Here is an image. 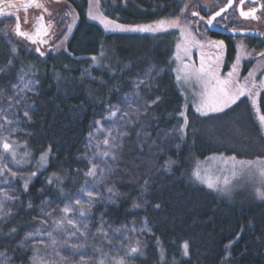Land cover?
<instances>
[{"label": "trees", "instance_id": "1", "mask_svg": "<svg viewBox=\"0 0 264 264\" xmlns=\"http://www.w3.org/2000/svg\"><path fill=\"white\" fill-rule=\"evenodd\" d=\"M68 2L77 23L66 50L40 56L0 32V90H9L23 62L33 65L36 90L28 96L29 116L19 111L21 138L35 158L48 150L46 168L26 191L20 190L14 211L0 223L5 234L0 235V252L16 264L29 263L30 251H22L17 243L41 205L59 196L49 176L67 174L64 187L77 186L79 175L89 168L86 145L95 122L105 118L109 106L121 107L132 81L154 67L161 72L153 75L149 88L141 90L154 103L126 128L120 158L105 183L119 195L107 205L104 217L115 224L142 218L148 222L147 255L138 264H222L229 242L232 264H264V201L241 207L186 177L196 157H264V134L250 99L243 97L228 109L208 115L188 106L185 126L184 99L173 73L177 32H106L89 19V0ZM100 8L119 23L151 24L178 17L184 0H100ZM103 46L112 47L114 53L96 66L92 57ZM235 54L234 47L227 48L226 66ZM259 101L264 114V94ZM137 203L141 207H134Z\"/></svg>", "mask_w": 264, "mask_h": 264}, {"label": "rangeland", "instance_id": "2", "mask_svg": "<svg viewBox=\"0 0 264 264\" xmlns=\"http://www.w3.org/2000/svg\"><path fill=\"white\" fill-rule=\"evenodd\" d=\"M184 1H185L184 7L185 5H187V9L183 12V14H180L178 16L181 25H186L188 24L189 21L193 22V19L190 16L191 10L189 9V3L191 2V0H184ZM53 3H55V1ZM90 3H93V0H89L88 12L90 8ZM43 6L44 9H47L46 11L47 14L52 20H54L56 24L55 26L57 27L56 35L51 36V40L53 41L51 43L52 47L50 48V50L48 49V52L46 54H53V53L55 54V52L57 51L66 50L67 42L69 41L72 32L74 30V26L77 23V15L75 11L72 9L70 4L64 2H60L59 4L57 3V4L46 5V6L43 5ZM93 11L95 12L96 9L93 8ZM99 12L102 13L100 4H99ZM89 19L95 22V24L99 25L106 32H113V33L140 32V31H120V30L112 31L109 29H105L104 25L101 24L98 20H93L90 17ZM109 20H113V19H109ZM113 21H115L116 24L124 25L126 27L156 24V23H151V24L148 23V24L132 25V24L119 23L116 20ZM11 27L12 26L10 24L5 23L2 32L5 35V37H7L9 41L12 43L14 42L13 41L14 38L10 34ZM69 29H71V31H68ZM191 29H193L192 25H191ZM167 30L176 31L178 34L177 44L181 42L179 29L168 28ZM159 32H163V31L141 32V33L157 34ZM192 32L194 35H196V33H194L193 30ZM65 36H67V39H64ZM197 39H201V37L197 36ZM202 40L207 42L213 39L207 40L206 38H202ZM101 52L103 53V55H101ZM101 52L99 55L93 56L96 57L98 61V63L93 61L94 65L96 66H100V64L106 62L109 55L111 56V54L114 53L113 48L110 46H103ZM173 52H174L173 60L175 67L173 73H175V77H177L176 69L180 66V61H177L175 59L177 52L176 47H175V51ZM200 52L201 49L195 47L192 48L190 54L191 59L189 60L185 58L184 62L194 64L198 68L200 66ZM203 52L205 54L206 62L214 61L216 56L220 54L219 49L209 46L207 45V43L205 44ZM238 54L240 55V52H238ZM237 55L235 56V59ZM181 56H183V52H181ZM240 57H241L240 69H239L240 76L244 77L247 75V71L255 69L257 82H259L261 79H264V57L257 59L253 57L254 63L249 64L247 66L244 64L245 58L241 55ZM112 58H114V56ZM225 59L226 56H225V51L223 49V58L221 60V67H220V76L222 78L225 77L227 72L231 70V66L235 62L234 60L232 64L226 66ZM33 70L34 69L32 64L23 62V67L20 69L17 75V79L10 86L9 90L5 92L0 90V111L4 109H14L15 115L13 116L12 112L9 111V117L19 121V123L15 125L16 131L13 132L8 137V141L9 143L13 144L17 152L16 159L23 161L22 163L17 164L14 160H12L10 154L4 153L2 150H0V157H3L2 163L3 165H6V168L3 170L2 174H0V205H2V207H0V223L5 222L7 219H9L8 217H10V215L14 211L12 207L14 205L15 200H17V197L21 193L20 190L26 191L24 189V183L27 182V184L29 185V183L32 180H34L35 177L43 169H45L48 164V157H47L48 150L43 154H41L40 156L38 155L37 158H35L33 157V153L30 150L28 144L21 138V134L24 131L21 125L19 111H21V115H23L25 110L27 111L30 110L27 100H28V96L35 92L36 84L32 86V90L21 92L20 95H16V93L19 92V88L16 89L13 88V86L18 83L21 72L25 74V79L36 81L34 78ZM160 72L161 70L156 69L154 67L149 68L144 75L132 81V85H131L132 90L126 96H124V97H128V96L133 97V100L131 101L132 106L131 108H129L124 98L123 104L121 105V107L119 106V108L121 109V111H128L130 113H133V115L130 117L133 123L125 126L124 123L119 120L121 113L118 112L116 122L114 123L109 122L105 120V118H103V120L101 121L103 127L105 129L117 128L120 129V131L126 132V128L134 124L137 121L138 117L143 113H145V111L148 109L147 107V109L145 110L144 105L147 104L150 107L153 104V101L147 100L143 96V94H141V90L143 88H149L152 84L151 82L154 77L153 75L159 74ZM141 80H143L144 83L140 84L139 87H137V83ZM176 82L184 99V107L182 112L184 113L183 117L185 119L186 116L185 114L188 106H191L196 112L195 109L200 104L199 93L201 91V88L199 84L196 83L186 84L182 80L178 81L177 78H176ZM262 94H264V92H262L261 95ZM21 96L24 97L23 100H21ZM260 97L258 98V105H259L260 113L263 114L259 101ZM242 98L243 97H241V99ZM17 101H20V103H17ZM137 108H139V111L141 113L138 117L135 115ZM228 108H225V110ZM253 111L264 134V126H262L259 121L258 113L255 107H253ZM215 113H219V112H215ZM215 113L210 112L209 114H215ZM108 114L109 113H107L106 116H108ZM0 123H4V121L0 120ZM96 129H97V125L96 128L93 129L94 131L92 133L95 134L96 139L102 141L104 138V133L97 132ZM5 135L8 134L5 133ZM86 150H87V159H88L93 155L95 151L94 147L89 146V140L86 145ZM45 154H46V159L45 161L41 162L40 157ZM230 157H235L237 162L264 161V157L261 156L257 158L243 159L228 154H213V155H208L206 158L203 159L196 157L195 159H193L189 170H187L188 172H186V177L190 181L198 185L204 186L207 189L213 191L214 193L219 195L220 198L230 203H235L241 207L248 206L249 204L255 202L264 201V199H261L257 195V189L264 191V185H261L258 179L249 176L246 171H241L239 164H237L235 169H233L232 167L233 162L229 160ZM225 160L228 161L227 165H225L222 162ZM197 166L200 167L202 175H206L212 178L214 182L218 177L219 178L218 187L220 188H223L224 177H227L229 179L228 190L226 192L216 191L214 189L208 188L206 184L201 183L199 180H197L193 175L194 171L197 169ZM13 171L17 173L15 177L11 175V172ZM87 171L81 172V174L79 175L77 186L71 189L70 188L67 189L64 187L65 181L70 177L69 175L52 174L51 176H49L48 181L49 183H51V185H54L57 188L59 192V196L53 200L48 199L41 205L38 216L33 218L28 230L24 233L23 238L19 243H17V247L20 248L22 251H30L31 255L28 264H33L34 256H38L39 258H41L44 261V264H116V261L120 259L124 261V264H138L137 260L139 261V259L146 258L147 241L145 239V236L147 234H151L150 233L151 230L148 225V222H146L144 218H142L141 221L137 223L135 221H130L125 224H115L107 221L106 218L104 217L105 209L107 205L112 204L113 202H115V200L114 201L105 200L98 202L94 207L91 208L90 212L87 203H85L83 205L85 210V216L79 217L78 212L75 211V209H78L81 206L75 205L74 200L80 197L81 190L84 189L86 185H91L93 183V178L86 176ZM233 171L236 172L235 176L232 175ZM33 172L36 173L35 176L31 175V173ZM106 188H108V186H106L105 184L99 187V191L103 193L105 196L110 195L106 193L105 191ZM116 198H118V196H116L115 199ZM67 205H71L74 210L68 214H65L63 213L62 210ZM99 206H103V209L101 211L98 209ZM102 214L104 221H106L104 227H105V231L107 232V235H105L103 232L98 231ZM69 218L75 219L78 224H80V222L83 220L89 221L87 230H85L82 226L79 228H73L72 225L68 223ZM61 220H63V224L58 227L57 222ZM117 228L121 229V231L119 233H114V230ZM1 229L2 227L0 224V235H5L4 232L1 231ZM141 229L144 230L142 231ZM49 232L52 233L53 238L56 240L55 245H52L51 240L47 235V233ZM29 234H31L32 236V242L30 244L26 243L25 241V237L28 236ZM137 241H139L138 245H137ZM74 245H79V247H73ZM231 245L232 242H229L225 246V256L222 264H232L231 262H229ZM132 247H138L139 250L136 253H132L131 252ZM0 260L5 261L6 264H16L11 260V257L7 255L5 252H0Z\"/></svg>", "mask_w": 264, "mask_h": 264}, {"label": "snow or ice", "instance_id": "3", "mask_svg": "<svg viewBox=\"0 0 264 264\" xmlns=\"http://www.w3.org/2000/svg\"><path fill=\"white\" fill-rule=\"evenodd\" d=\"M240 3L243 4L244 0H240ZM99 4L100 0H93V3H90V8L88 12V16L93 20H98L101 24L104 25L105 29H109L112 31L120 30V31H140V32H157V31H167L168 28H177L180 31L181 42L177 44V52L175 59L180 61V66L176 69L177 72V80L183 81L186 84L196 83L200 85L201 91L199 93L200 96V104L196 107V112L200 113L201 115H208L210 112H222L225 108L231 107L232 105L236 104L237 101L241 99V97H248L251 101L253 107L256 108L258 113V118L262 126H264V114L260 113L259 105H258V98L260 97L261 93L264 92V79H261L259 82L256 80V70L248 71L247 75L243 78L240 77L239 69H240V62L241 57L238 54L235 62L231 66V70L227 72L225 77L220 76V67H221V60L223 58V49L225 48L224 41L217 40V41H203L202 39H197V36L193 34L191 25L192 21H189L186 25H181L179 17L176 19L171 20H161L156 22L155 25H138L135 27H126L124 25L116 24L115 21L109 20L106 16H103L102 13L99 12ZM35 5L37 8H43L44 6L40 3H37V0H30V3L24 4L23 7L27 9ZM12 7H17V5H12ZM264 7V6H262ZM93 8L96 11H93ZM187 9V5H185L184 9H181V14ZM47 11V9H45ZM220 11L215 12L209 16L206 21V27H214V21H216V17L221 15ZM256 12L255 8H252L250 11L245 12L241 10V15L244 17H253L255 18L254 14ZM0 15H3V7L0 6ZM193 16L199 18L200 21L204 20L203 16H200L199 12H192ZM16 33L20 36H25L28 39L32 40L33 43H37L38 41L30 36L28 33L21 31V26L19 23V19L17 18L16 23ZM46 34L47 29L43 26V16L39 17L37 20L36 26V33L39 35L41 32ZM68 31H71L69 29ZM235 31V30H233ZM67 39V36L64 37ZM215 47L220 50V54H218L214 61H207L205 60V54L203 49L205 44ZM199 48L201 49L200 52V66L197 68L194 64L185 63L184 59H191V50L192 48ZM39 52V48H37ZM181 52H183V56H181ZM40 55H44V53H40ZM103 55V53H101ZM261 57H264V52L259 54ZM94 62H97L96 57L92 58ZM37 82L25 79V74L23 72L20 73V79L16 85L13 86L14 89L19 88V92L16 95H20L21 92L30 91L32 90V86H34ZM144 81L141 80L137 83V87L140 84H143ZM24 97L21 96V100ZM133 100L132 96L125 97V101L129 108H131L132 104L131 101ZM20 103V101H17ZM154 103V102H153ZM149 107V105L145 104V110ZM9 111L12 112L13 116L15 115L14 109H4L0 111V120L4 121V123H0V150L4 153L10 154L12 160H14L17 164L22 163V160H18L17 152L12 143H9L8 137L16 131L15 125L19 123L18 120L9 117ZM120 112L119 120L124 123L125 126L128 124L133 123L130 117L133 113L128 111H121L118 106H109L108 109V116L105 117V120L109 122H116L117 113ZM139 108L136 109L135 115L138 117L140 115ZM23 115L25 117L29 116L27 110L24 111ZM181 115L183 116L184 113L182 112ZM97 125V132H103L104 138L103 140H98L95 137V134L90 132L89 133V146L95 148L93 155L88 158L89 163V170L86 173L87 177L93 178V183L91 185H86L84 189L81 190L80 197L74 200L75 205H80L81 207L75 209L78 212L79 217L85 216V210L83 205L87 203L89 212L92 207L96 205V203L101 201H114L115 197L119 195L118 192L114 190L113 187L106 188V193L110 194L105 196L103 193L99 191V187L106 183L107 179L114 172L113 165L116 164L120 158L119 156V149L122 147V141L125 137L128 136L127 132L120 131L117 128L105 129L101 124V121L95 122ZM188 123L187 118L184 119V125L186 126ZM11 126V127H10ZM143 127V126H142ZM183 131V128H181ZM7 133L8 135H5ZM115 133V134H113ZM139 135V133H138ZM41 162L45 161L46 154L40 157ZM229 160L233 162V169H235L236 165L239 164L241 171H246L249 176L258 179L261 185H264V161H236L235 157H230ZM3 157H0V174H2L3 170L6 168V165H3ZM111 162V163H110ZM225 165L228 164V161H222ZM103 165V166H101ZM99 173V174H98ZM11 175L15 177L17 175L16 172H11ZM32 176H35L36 173H31ZM194 177L199 180L201 183L207 185L208 188L214 189L216 191H227L229 185V179L224 177L223 179V188L218 187L219 178L217 177L215 182L212 178L202 175L201 169L197 166V169L193 173ZM232 175L235 176L236 172L233 171ZM145 186H147V181H145ZM28 184L27 182L24 183V189L27 190ZM257 195L264 199V191L257 189ZM86 198V199H85ZM2 207V205H0ZM134 207L139 208L141 207L140 204H134ZM159 207V205H156ZM74 209L71 205H67L63 208V213L68 214L72 212ZM68 223L72 225L73 228L83 227L85 230L88 228L89 221L83 220L80 224L77 223L75 219H68ZM63 224V220L57 222V226H61ZM105 224L106 221L103 219V214L101 215L100 225L98 227V231L103 232L107 235L105 231ZM142 231L144 229H141ZM121 229L117 228L114 230V233H119ZM84 234V233H82ZM49 239L51 240L52 245L56 244V240L53 238L52 233H47ZM26 243L32 242V236L29 234L25 237ZM139 241H137V245ZM73 247H79V245H74ZM185 250V255H187L188 245L185 243L183 245ZM138 247H132L131 252L136 253L138 251ZM0 264H6L5 261L0 260ZM33 264H44V261L39 258L38 256L33 257ZM116 264H124L122 259L117 260Z\"/></svg>", "mask_w": 264, "mask_h": 264}, {"label": "flooded vegetation", "instance_id": "4", "mask_svg": "<svg viewBox=\"0 0 264 264\" xmlns=\"http://www.w3.org/2000/svg\"><path fill=\"white\" fill-rule=\"evenodd\" d=\"M7 1L10 0H0V6ZM54 1L55 3H53ZM60 2L69 4L68 0H37V3L45 6L59 4ZM262 6H264V0H244L243 4L240 3V0H191L189 9L191 10L190 16L193 19L192 30L201 39L224 41L225 54L228 47H234L236 50L235 56L240 52V55L245 58L244 64L246 66L253 64V57L256 59L262 58L259 54L264 52V7ZM252 8L256 9L255 18H246L240 14L241 10L248 12ZM221 9H224V11L221 12L220 16L216 17V21H214L216 26L206 27V21L209 16ZM192 12H199L200 16L204 17V20L200 21L198 17L192 15ZM41 16H43V26L47 29V32L45 34L42 31L39 35H36L37 38L55 36L57 27L54 20L49 17L44 7L37 8L35 5L27 9L22 7L3 10V15H0V32H2L1 29H3L5 23L10 24L12 26L10 34L14 38L18 18L22 27L21 31L30 35L35 21ZM212 28L217 30H212ZM32 36H34L33 33ZM52 42V40L49 41L44 48L38 42L37 46L27 42L25 45L32 51L37 50L38 47L39 49L43 48L42 51H47L52 47ZM240 77L243 78L242 76Z\"/></svg>", "mask_w": 264, "mask_h": 264}, {"label": "water", "instance_id": "5", "mask_svg": "<svg viewBox=\"0 0 264 264\" xmlns=\"http://www.w3.org/2000/svg\"><path fill=\"white\" fill-rule=\"evenodd\" d=\"M28 3H30V0H10V1H7V2L3 3L1 6L3 7V10H5V9H11V8L12 9H14V8H22L24 4H28ZM12 5H17V7H12ZM37 20L34 23V26H33L34 28H33V31H32V33L34 34V36H32V33L30 35L34 39H36L38 41V43L40 44L41 47L44 48L47 45V43L49 41H51V37H48V38H44L43 37L42 39H40V38L38 39L37 38V36H36L37 35V33H36ZM19 23H20V21H19ZM20 26H21V23H20ZM21 29H22V27H21ZM212 30H217V29L212 28ZM218 31H220V30H218ZM15 32H16V30H15ZM14 39L15 40H18V41H22L24 43L27 42V43H30L32 45H36L37 46V43H33L32 40L28 39L25 36H20L17 33H15ZM43 48L39 49V52L37 50H34V52H36L39 55L42 52L45 55L48 52V50L47 51L46 50L42 51ZM44 55H40V56H44Z\"/></svg>", "mask_w": 264, "mask_h": 264}]
</instances>
